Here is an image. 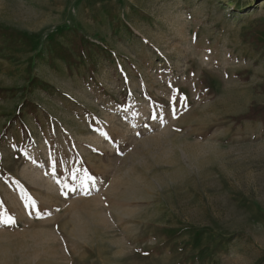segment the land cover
<instances>
[{
    "label": "rangeland",
    "instance_id": "1",
    "mask_svg": "<svg viewBox=\"0 0 264 264\" xmlns=\"http://www.w3.org/2000/svg\"><path fill=\"white\" fill-rule=\"evenodd\" d=\"M262 23L264 0H0L26 37L0 36V264H264V114L237 121Z\"/></svg>",
    "mask_w": 264,
    "mask_h": 264
},
{
    "label": "trees",
    "instance_id": "2",
    "mask_svg": "<svg viewBox=\"0 0 264 264\" xmlns=\"http://www.w3.org/2000/svg\"><path fill=\"white\" fill-rule=\"evenodd\" d=\"M8 35L11 39H18L21 38L22 40H26V37H22L19 34L13 32H1L0 36ZM251 40L255 42L258 46H264V23L260 24L254 29V34L251 37ZM87 42L85 41L84 37L81 35H77L74 37V51L79 57H83L88 54V46ZM55 53L57 57L60 59L70 62L72 61V54L65 48L56 47ZM264 114V105H254L252 106L246 114L240 115L237 117V121L240 120H255L259 117H262Z\"/></svg>",
    "mask_w": 264,
    "mask_h": 264
},
{
    "label": "snow or ice",
    "instance_id": "3",
    "mask_svg": "<svg viewBox=\"0 0 264 264\" xmlns=\"http://www.w3.org/2000/svg\"><path fill=\"white\" fill-rule=\"evenodd\" d=\"M173 100H175V95L173 96ZM181 104L184 105L186 107V102L184 100L183 97H181ZM174 113H175V109L173 110ZM153 118H156L155 116ZM53 171H55V164L53 163ZM89 179H92L94 180L95 178L94 177H91L89 176L88 177ZM83 183V182H82ZM65 189L67 191H75L76 189L75 188H71V187H68L67 184H65ZM62 194H67V192H62ZM29 205H25V207L27 208ZM32 208H33V211L34 212H38L37 208H36V205H35V202L33 201L32 203ZM38 218H39V214H38ZM16 223V218L14 215H11V214H8L6 212H3V211H0V225H13Z\"/></svg>",
    "mask_w": 264,
    "mask_h": 264
},
{
    "label": "bare ground",
    "instance_id": "4",
    "mask_svg": "<svg viewBox=\"0 0 264 264\" xmlns=\"http://www.w3.org/2000/svg\"><path fill=\"white\" fill-rule=\"evenodd\" d=\"M228 7L229 8H232V7H234V4L233 3H228ZM88 140H90V141H93V142H95V143H100L101 142V138H99V137H96V136H92V135H90L89 136V138H88ZM43 183H44V181H45V185L44 186H46L47 188H49L50 186V184H49V182L48 181H46V180H41ZM46 182H47V184H46Z\"/></svg>",
    "mask_w": 264,
    "mask_h": 264
},
{
    "label": "crops",
    "instance_id": "5",
    "mask_svg": "<svg viewBox=\"0 0 264 264\" xmlns=\"http://www.w3.org/2000/svg\"><path fill=\"white\" fill-rule=\"evenodd\" d=\"M62 63V62H61Z\"/></svg>",
    "mask_w": 264,
    "mask_h": 264
}]
</instances>
